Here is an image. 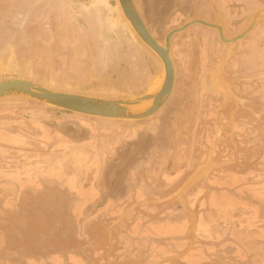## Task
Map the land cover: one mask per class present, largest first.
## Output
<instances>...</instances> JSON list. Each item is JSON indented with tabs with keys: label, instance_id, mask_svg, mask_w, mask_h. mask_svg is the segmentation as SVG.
Masks as SVG:
<instances>
[{
	"label": "rangeland",
	"instance_id": "1",
	"mask_svg": "<svg viewBox=\"0 0 264 264\" xmlns=\"http://www.w3.org/2000/svg\"><path fill=\"white\" fill-rule=\"evenodd\" d=\"M63 9L59 25L52 19L39 22L30 14L31 19L27 17L28 20H23L21 15L16 14L9 20L10 31L6 21L2 20L0 80L26 79L59 92L117 100H130L157 89L164 76V66L127 22L117 0H66ZM149 10L151 8L147 7V17ZM155 16L157 20L150 22L154 25L151 27L160 29L165 35L168 24L166 10L157 12ZM259 23L264 30V19ZM154 36L164 44L161 36ZM180 43L181 40H178ZM229 55L230 51L220 60L219 66L225 65ZM181 82L179 79L171 99L153 117L137 122L122 121L133 129L154 124L155 131L159 132L156 137L145 138L140 158L145 157L147 144L152 141L158 146L162 141L164 147L162 152L153 153L154 159L167 156L170 160L175 157L177 153L174 151L177 150L172 148L176 141L184 146L180 156L188 155L187 143H190L191 153L194 144L196 149L199 102L181 98L186 90L194 92L190 88L195 86ZM0 119L17 124L24 122L30 128L38 127L46 132L45 138L50 142L41 146V163L33 158H19L14 159V164L0 165L1 174H17L8 182L0 179V189L1 186L7 189L0 191V264H136L124 260V256L119 258L123 251L121 237L124 232L121 230L122 221L115 223L119 215L109 220L103 216L96 219L91 212L79 215L71 210L77 202L73 195L76 188L70 183L73 176H69L76 174L74 164L71 166L69 163L68 146L60 149L56 148L58 143L52 145V138L58 140V136L64 141L71 140L74 135L86 139L85 132L75 133L77 131L73 128L65 127L64 124L69 122L77 126H93L92 129L98 125V130L107 126L98 118L74 114L24 97L0 100ZM209 123L213 126V120ZM176 124L180 125L178 130ZM93 139L97 142L102 137L99 132L93 131ZM260 148L261 154L254 156L252 172H248L247 177L248 183L253 186L248 187H264V183L259 181L264 180V143ZM16 151H13L15 156L18 155ZM60 152L67 157L53 159ZM212 153L206 164L201 166L205 169L201 180L189 190L193 191L197 185L206 182L209 175L217 173L223 179L230 175V163L213 164ZM239 169L243 170L241 166ZM16 177L29 180L21 182ZM91 183L78 182L77 189L91 186ZM245 183L246 180L238 183L237 190L245 189ZM182 185L180 183L174 192L177 193ZM210 188V185L206 186V189ZM132 210L133 207L128 209L125 217ZM87 224L90 226L87 231L92 235L89 239L85 228ZM171 258L139 261L137 264H167L172 262Z\"/></svg>",
	"mask_w": 264,
	"mask_h": 264
},
{
	"label": "crops",
	"instance_id": "2",
	"mask_svg": "<svg viewBox=\"0 0 264 264\" xmlns=\"http://www.w3.org/2000/svg\"><path fill=\"white\" fill-rule=\"evenodd\" d=\"M65 4L66 0H0V23L5 20L11 31L9 20L18 14L23 20L33 17L44 22L48 18L59 25ZM204 6L207 13L214 12L223 26L224 22L237 19L244 13H253L252 21L264 9V0H206ZM233 8H240V11ZM259 24L254 27L256 31L263 30ZM100 120L107 126L103 130H98V125L92 129L93 126H77L72 122L64 124L76 130L75 133L85 132L86 139L74 135L66 142L58 136V140L52 138V145L58 143L56 148L60 149L68 146L69 163L71 166L74 164L76 174L69 176H73L70 183L76 188L73 195L77 202L71 210L79 215L91 212L93 218L103 216L109 220L114 216L120 217L134 206L126 220H122L123 251L119 258L124 256V260L136 264L168 257L173 260L167 264H264V187H248L252 184L246 180L247 187L239 191L236 187L238 182L231 175L226 179L218 175L210 177L207 183L197 185L195 190H189L185 195L187 207L196 217L193 230L190 216L179 197L174 196L179 184H184L202 166L194 167L190 143H187L188 155L180 156L184 146L176 141L172 149L177 150L174 151L177 155L167 160V156L166 159H154L153 153L164 147L162 141L159 146L152 141L147 144L142 159L140 154L145 138L159 134L154 124L133 129L122 121ZM176 125L178 130L180 125ZM93 131L99 132L102 139L95 142ZM45 137L46 132L38 127L30 128L24 122L17 124L0 119V165L14 164V159L19 158H33L39 163L43 154L41 146L45 142L50 144ZM15 150L18 152L16 156ZM64 155L57 153L53 159L66 158ZM15 176L0 173V179L7 182ZM16 179L21 182L29 180ZM84 181L92 182V185L78 190V182ZM259 181L264 183V180ZM208 185L210 189H206ZM5 190V186H1L0 191ZM85 228L89 239L92 236L87 231L90 230L89 224Z\"/></svg>",
	"mask_w": 264,
	"mask_h": 264
},
{
	"label": "flooded vegetation",
	"instance_id": "3",
	"mask_svg": "<svg viewBox=\"0 0 264 264\" xmlns=\"http://www.w3.org/2000/svg\"><path fill=\"white\" fill-rule=\"evenodd\" d=\"M133 1L151 33L161 36L163 41L172 30L194 20L221 26L214 12L207 13L204 6L206 0ZM147 7L151 8L149 17L145 15ZM233 9L240 11V8ZM162 10H166L168 19L165 35L150 24L157 20L155 14ZM239 16L221 26L227 40L240 36L253 13ZM178 40H181L180 44ZM222 41L217 29L201 24H195L173 36L171 55L176 71L174 91L179 79L183 85H195L190 91H197L194 94L186 90L181 97L183 100L196 99L199 102L197 144L196 149L193 145L194 156L191 157L194 167L205 165L213 152V164L230 163L229 174L241 184L248 179V172H252L254 156L261 154L260 145L264 143V79H261L264 76V30L256 31L255 28L239 41L226 44ZM229 51V60L223 67L219 66L220 60ZM179 75L181 78H178ZM212 120L213 126L207 124ZM190 168H193L191 164Z\"/></svg>",
	"mask_w": 264,
	"mask_h": 264
},
{
	"label": "water",
	"instance_id": "4",
	"mask_svg": "<svg viewBox=\"0 0 264 264\" xmlns=\"http://www.w3.org/2000/svg\"><path fill=\"white\" fill-rule=\"evenodd\" d=\"M117 1L127 22L139 38L159 57L164 66V76L157 89L130 100H117L59 92L26 79H8L0 80V100L11 97H24L67 112L93 118L117 121H144L156 115L173 96L176 71L171 57V40L174 35L185 31L195 24H201L217 29L221 39L226 43H231L242 40L256 24L264 19L263 9L255 15L246 29L234 40H227L224 37L221 26L210 25L201 20H194L172 30L166 36L163 44L148 29L133 0ZM204 170V167L197 169L174 195L179 197L185 212L190 216L193 230L195 229L196 217L189 211L185 202V195L197 181L201 180L202 174L205 173ZM127 213L128 210L115 223L121 222Z\"/></svg>",
	"mask_w": 264,
	"mask_h": 264
},
{
	"label": "bare ground",
	"instance_id": "5",
	"mask_svg": "<svg viewBox=\"0 0 264 264\" xmlns=\"http://www.w3.org/2000/svg\"><path fill=\"white\" fill-rule=\"evenodd\" d=\"M161 61V60H160Z\"/></svg>",
	"mask_w": 264,
	"mask_h": 264
}]
</instances>
